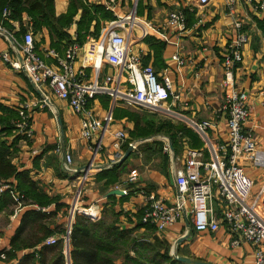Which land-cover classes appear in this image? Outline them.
Instances as JSON below:
<instances>
[{"label":"crops","instance_id":"1","mask_svg":"<svg viewBox=\"0 0 264 264\" xmlns=\"http://www.w3.org/2000/svg\"><path fill=\"white\" fill-rule=\"evenodd\" d=\"M94 1L96 0H91V3ZM139 2L142 4V14L137 15L136 12L139 26L134 32L132 54L139 55L142 64L144 57L151 55L148 65L154 68L159 79L168 77L174 90L181 95V101L175 110L188 120L212 122L209 136L216 146L227 144L229 139L227 118L221 111L227 90L224 54L235 35L234 22L237 20L244 22L250 41L243 49L244 60L235 69L233 81L235 88L246 91L249 95L252 116L245 127V132L252 133L257 148L264 152V36L255 20L262 19L264 11L255 10L246 0H211L206 6H199L197 0H139L138 4ZM230 3H233V6ZM97 4L104 6V0H99ZM68 5L69 0H55L57 16L66 13ZM127 7H130L129 0L125 1L123 8L118 4L114 16L118 18L128 15L130 11H127ZM177 9H184L185 12L188 10L190 14L187 30L180 36L165 27L169 14ZM80 16L81 12L75 17L76 22ZM76 22L66 30L68 39L62 42L60 49L51 47L47 30L34 33L28 17H25L22 23L13 22V29L4 27L13 32L18 39H22L27 31H32L35 45L38 44L36 50L48 65H55L56 59L47 56V50H55L61 58H65L69 47L77 44L80 50L75 60V69L80 71L84 63L82 56L86 44L98 37L89 34L82 43L79 42ZM110 22L102 21V29ZM22 25L26 28L25 33H21ZM90 31L94 32L93 26ZM146 37H153L165 44L160 58L162 65L155 63L153 51L144 42ZM6 46L5 41L0 38V49ZM174 55H178L184 61L183 66H179L173 60ZM85 72L90 78L92 69L86 68ZM112 72L111 67H105L103 74ZM0 104L18 111L19 116L21 112L29 116L33 136L18 143L19 151L13 162L18 172H28L31 180L44 193L50 198L58 199L47 208H42L43 212L55 214L44 220L43 225L53 232L48 238L56 237L59 242L63 240L65 264H72L70 236L66 237L68 233L71 235L79 208L98 206L101 219L104 208L114 206L116 213H122L119 217L120 227L134 229L138 221L137 216L141 211H145L147 196L150 194L161 197L168 205L176 203L179 193L172 172L184 167L187 150H204L208 155L205 144L200 147L191 146V140L182 132L179 133L181 149L177 154L171 147L168 153L164 151V147L169 145L168 137L158 135L146 139L132 138L130 133L134 130V123L126 117L114 116L116 108L159 114L122 101L114 102L106 95L94 97L88 106V110L96 119L102 120L107 116L112 118L103 139L102 150L95 155L91 146L98 142L102 132L90 143L82 139L81 115L75 113L67 101L58 99L47 86L37 88L25 73L14 70L1 59ZM159 116L173 123H184L188 129L194 131L186 121ZM119 130L126 132L130 142L142 143L138 151H132L128 159L121 162L124 164L117 184L107 188L105 180H99V174L111 168L115 164L114 161H120L129 150L128 145L126 147L124 145L119 151L113 147L114 134ZM13 139L14 136L10 137L9 141ZM154 141L163 143L162 153L169 159L165 168L161 156L155 154L156 147L151 145ZM66 155L71 156L72 167L76 173L66 170ZM239 163L246 174L254 180L255 192L259 191L264 185V168L245 159H240ZM131 175H136L137 181L124 184ZM14 180L17 184L16 179ZM116 189L123 191L124 195H108ZM218 203L219 201L216 202L217 211L220 213ZM24 204L25 208L18 215H15L14 205L0 212V252L9 250L12 239L18 234L37 235L32 231L34 226L30 223L31 217L27 216V213L32 210L39 211L40 208ZM58 206L60 209L57 210ZM191 224V221L184 217L164 232L156 229L159 239L170 246L171 255L181 246L193 257L214 264H255L254 247L243 243L240 247L233 248L232 236L225 225H221L217 232H198L194 227L191 229ZM188 232L189 237L177 245V241ZM135 234H143V230H138ZM45 241L35 248L20 250L15 259L0 264H41V260H44V264L55 263L57 259L55 253L46 252L44 256L41 254L42 246L49 247L44 244ZM28 255H34V259H26Z\"/></svg>","mask_w":264,"mask_h":264},{"label":"built area","instance_id":"2","mask_svg":"<svg viewBox=\"0 0 264 264\" xmlns=\"http://www.w3.org/2000/svg\"><path fill=\"white\" fill-rule=\"evenodd\" d=\"M130 1L133 8L128 15L119 16L116 21L110 22L97 39H91L86 44L80 71L75 69V60L80 50L77 44L69 47L65 58H61L55 50H47L46 55L56 59L55 65H48L36 50L32 31H27L22 41H19L2 23L0 38L7 46L0 49V59L14 70L25 73L37 88L47 86L58 99L67 101L74 112L81 115L82 139L90 143L102 132L98 142L91 146L95 155L102 150L104 136L112 122L110 116L96 119L88 110L90 100L98 95H106L114 102L122 101L173 120L186 121L203 140L208 155L204 150H187L184 167L172 172L179 193L176 203L168 205L161 197L150 194L147 196L142 222L155 226L159 232L166 231L184 217L191 221L198 232H217L221 225H225L232 236V247L238 248L243 243L251 245L254 247L255 264H264V185L255 192L254 180L239 163L240 159H245L264 168V152L257 148L252 133L245 132L252 116L249 95L235 88L233 81L235 69L244 60L243 49L250 41L244 22H234L235 35L224 54L227 90L221 111L227 118L229 139L227 144L216 146L209 136L213 123L188 120L175 110L181 95L174 90L172 81L168 77L159 79L152 66H144L140 56L132 54L134 32L139 26L137 8L135 10L134 6L139 0ZM210 1L197 0V3L206 6ZM246 1L255 10L264 11V0ZM230 5L233 6V3ZM104 6L114 13L117 2L104 0ZM8 15V9H5L3 16L7 18ZM165 27L175 35L184 34L187 30L184 9L171 12ZM166 40L169 41L168 38ZM172 58L179 66L184 65L178 55ZM105 67H111L113 72L103 74ZM86 68L92 69L90 78L85 72ZM20 117L17 124L19 134L32 138L29 116L21 112ZM141 143L130 142L126 132L119 130L114 134L112 145L118 151L124 145H128L132 151H138ZM164 151H170L168 144ZM65 167L68 172L76 173L70 155H66ZM136 181L137 176L131 175L124 184ZM4 193L12 197L15 215H18L26 205L24 196L16 189L14 179L0 185V196ZM217 201L220 213L217 211ZM78 213L91 221L100 218L98 206L79 208ZM69 236L68 233L66 238ZM57 243L56 237H50L44 244L52 246ZM5 259V254L0 253V263Z\"/></svg>","mask_w":264,"mask_h":264},{"label":"trees","instance_id":"3","mask_svg":"<svg viewBox=\"0 0 264 264\" xmlns=\"http://www.w3.org/2000/svg\"><path fill=\"white\" fill-rule=\"evenodd\" d=\"M5 9H8V17L3 16ZM81 12L80 19L76 22L75 17ZM137 15L142 14V4L139 2ZM188 24V10H186ZM28 17L34 33L47 30L50 37L51 47L60 49L62 42L68 39L66 30L74 22L77 23L79 42H83L89 34L99 37L102 29V21H116L113 12L104 6L91 3V0H69L67 12L57 16L55 0H0V23L9 29H13L12 23H22ZM259 30L264 36V17L255 19ZM94 32L91 33V27ZM22 32L26 28L22 25ZM20 34L18 35V37ZM144 42L154 53L155 63L161 64V54L165 49V44L157 41L153 37H146ZM38 46V44L36 45ZM151 55L144 57V66L148 65ZM114 116L126 117L134 123V130L130 133L132 138L146 139L155 136L168 137L173 146V151L179 153V133L182 132L191 140V146L200 147L204 143L198 134L188 129L184 123H173L171 120L159 115L125 109H115ZM20 119L18 111L0 104V185L9 183L16 179V189L25 195L24 203L35 205L39 211L32 210L27 213L35 234H18L11 242L9 250L1 251L6 259L4 262L12 261L17 257L20 250L35 248L52 235V231L47 230L43 221L51 218L55 214H48L42 211L58 200L50 198L44 193L30 178L28 172H18L13 160L18 154V143L26 138L18 132L17 121ZM14 136L12 141L9 138ZM156 147L155 154H159L163 161L164 168L168 165L169 159L162 153L163 143L154 141L151 143ZM126 147V145L124 146ZM128 159V158H127ZM126 159V160H127ZM125 160V161H126ZM124 161V162H125ZM123 163L114 164L111 168L103 170L98 178L105 180V186L111 187L119 181V176ZM114 198V197H111ZM26 200V201H25ZM15 203L9 193L0 196V212L13 206ZM60 206L57 207V210ZM144 211L138 214L137 225L134 229H122L119 225V217L122 213H116L114 206L103 210L102 217L98 221H91L87 217L77 214L70 235V256L72 264H196L195 262H206L203 259L195 258L188 250L179 246L175 255H171L170 246L159 239L156 235V227L142 222ZM191 229L193 226L191 224ZM143 230V234L137 235L136 231ZM63 240L57 244L46 247L42 246L41 254L55 253L57 259L52 264H65L66 257L63 253ZM176 256L191 259L192 263H185L176 259ZM26 259H34V255H28ZM44 264V260H41Z\"/></svg>","mask_w":264,"mask_h":264},{"label":"water","instance_id":"4","mask_svg":"<svg viewBox=\"0 0 264 264\" xmlns=\"http://www.w3.org/2000/svg\"><path fill=\"white\" fill-rule=\"evenodd\" d=\"M169 145L171 147V149L173 150V146H172V142L171 140H169ZM132 152V149L129 148V150L127 151V153L125 154V156L122 157V159L120 161H118L117 163L115 164H120L122 161H124L128 156L129 154ZM110 195H124V192L121 191L120 189H116V190H113L111 191L109 194ZM190 233L188 232L186 235H184L182 238H180L178 241H177V245L181 244L183 241H185L188 237H189ZM173 255H175V253H173ZM176 259H178L179 261H182V262H185V263H192L193 261L189 258H186V257H180V256H176ZM196 264H214V263H210V262H195Z\"/></svg>","mask_w":264,"mask_h":264},{"label":"rangeland","instance_id":"5","mask_svg":"<svg viewBox=\"0 0 264 264\" xmlns=\"http://www.w3.org/2000/svg\"><path fill=\"white\" fill-rule=\"evenodd\" d=\"M98 1L99 0H96V1H94V3H98ZM125 1H127V0H116V2H117V5L119 4V6H121L122 5V8H123V6L125 5ZM130 1V0H129ZM133 8V4L131 3V1H130V7H127V11L129 12L131 9ZM137 9H138V6H137ZM126 11V10H125ZM137 11V10H136ZM120 14V13H119ZM120 15H122V13L120 14ZM116 17V16H115ZM117 18V17H116ZM118 19V18H117ZM113 22V21H112ZM19 41H22V39H19ZM134 111H135V109H133ZM136 112H139V113H143V112H147V111H143V110H137ZM149 113V112H148Z\"/></svg>","mask_w":264,"mask_h":264},{"label":"bare ground","instance_id":"6","mask_svg":"<svg viewBox=\"0 0 264 264\" xmlns=\"http://www.w3.org/2000/svg\"><path fill=\"white\" fill-rule=\"evenodd\" d=\"M136 8H137V4L134 6V9L136 10Z\"/></svg>","mask_w":264,"mask_h":264}]
</instances>
